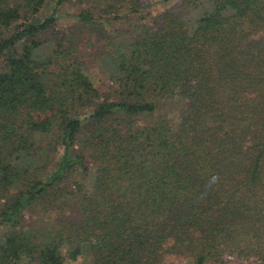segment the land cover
<instances>
[{"label": "trees", "instance_id": "trees-1", "mask_svg": "<svg viewBox=\"0 0 264 264\" xmlns=\"http://www.w3.org/2000/svg\"><path fill=\"white\" fill-rule=\"evenodd\" d=\"M72 1L0 0V264H264V0Z\"/></svg>", "mask_w": 264, "mask_h": 264}, {"label": "rangeland", "instance_id": "rangeland-1", "mask_svg": "<svg viewBox=\"0 0 264 264\" xmlns=\"http://www.w3.org/2000/svg\"><path fill=\"white\" fill-rule=\"evenodd\" d=\"M143 3L141 5L140 9V15H145L146 18L144 21L146 23L151 24V19L153 16L159 14L160 12L170 8L171 6L175 5V0H142ZM55 4L54 2H50L48 6L43 10V15H46L50 13ZM79 5H77L74 0L64 6H62L61 13L63 14L62 17L59 19V26L56 27L57 30L60 32L62 31H70V27H75L76 20L71 15L75 12H78ZM150 14V15H149ZM118 23V24H117ZM114 26L115 27H121L124 25L125 27L128 26L127 21L121 20L117 22ZM108 30H111V27L106 26ZM57 34V33H56ZM94 36H97L95 33ZM85 37V43L83 44L81 48V53L84 56L86 62H87V73L93 80L96 86H100L104 83H108L105 74L103 71H101L100 67L96 63V54L97 52H100L103 48L100 49L101 43L93 44L91 42L88 43L90 33L84 35ZM96 38V37H95ZM31 214L27 215V220L32 221ZM173 264H190V260L186 257L182 256H173L171 257ZM66 264H87V260L85 258L80 257L77 260H67Z\"/></svg>", "mask_w": 264, "mask_h": 264}]
</instances>
